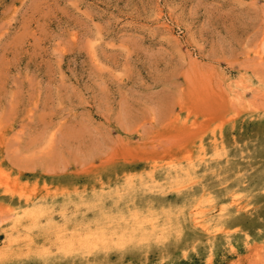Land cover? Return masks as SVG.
Returning <instances> with one entry per match:
<instances>
[{
  "label": "rangeland",
  "instance_id": "obj_1",
  "mask_svg": "<svg viewBox=\"0 0 264 264\" xmlns=\"http://www.w3.org/2000/svg\"><path fill=\"white\" fill-rule=\"evenodd\" d=\"M0 264H264V0H0Z\"/></svg>",
  "mask_w": 264,
  "mask_h": 264
}]
</instances>
